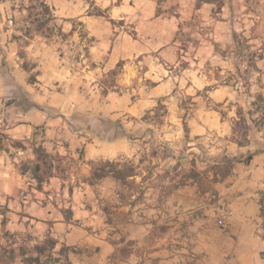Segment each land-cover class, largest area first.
<instances>
[{"label": "rangeland", "instance_id": "1", "mask_svg": "<svg viewBox=\"0 0 264 264\" xmlns=\"http://www.w3.org/2000/svg\"><path fill=\"white\" fill-rule=\"evenodd\" d=\"M211 2L0 0L28 83L63 68L31 93L69 101L53 105L52 138L41 125L16 140L29 92L0 88V151L31 184L0 198V264L47 239L35 264H264V0ZM87 144L117 154L86 161ZM72 201L82 244L24 208L70 220Z\"/></svg>", "mask_w": 264, "mask_h": 264}, {"label": "crops", "instance_id": "2", "mask_svg": "<svg viewBox=\"0 0 264 264\" xmlns=\"http://www.w3.org/2000/svg\"><path fill=\"white\" fill-rule=\"evenodd\" d=\"M17 60H19V55L16 48V42L10 38L9 34L0 33V88L4 85H6V88L24 87V89L29 92L28 100L32 104L30 110L22 116L21 123L12 125L9 130L10 137L16 140H28L33 135L35 127L44 125L48 127L46 131L47 138H52L54 130L50 127L57 123V119L53 117L56 116L55 113L58 110L55 109L53 105L55 101L60 100L63 102L65 101L64 99H67V102H69L68 98L66 96H63L62 98L60 95H57L52 96L51 98L41 96L37 99L36 96L31 93V88L32 86L39 85L37 84L39 81L54 80L56 75H61L63 68L60 70L59 67L54 68L53 66H49L51 67V72L36 74V81L31 85L26 80L27 72L20 66V64H18ZM41 109H44L47 113H43V111H40ZM71 147L72 146H70V148ZM115 154H117L115 149L104 151L97 150L91 144H87L84 147V157L86 161H91L100 157L111 158ZM13 161V157H10L5 151H0V198L17 196L26 185H31L29 182L30 179L28 180L27 178V173H20L17 171ZM253 163H255V161ZM256 173L263 175L264 166L258 165ZM52 179H54V177ZM101 181L103 183H108L110 178L105 177L101 179ZM88 186L90 185L88 184ZM79 196L80 195L76 196V201H79ZM79 205V203L76 205L75 202L73 203L72 201V207L70 208L72 217L70 220H65L61 211L53 207L51 209L49 206H45L44 208H41L42 211L40 209L38 210L39 207H36L35 204H32L31 206L27 205L24 208L26 209L25 212L31 217H35L37 215L35 214L36 212L39 214L42 213V216L37 217L43 219V222H45L42 223L43 226L47 227L48 221L53 219V227L50 228V231L53 233L56 232L57 236L64 235L68 242L75 241L74 243L82 244L87 241V231L79 229L78 232H76L75 227L71 224L75 221V218L79 217V215H84L85 213V209L81 211ZM76 233H79V236L81 237L77 241ZM103 246L106 248L105 244Z\"/></svg>", "mask_w": 264, "mask_h": 264}, {"label": "trees", "instance_id": "3", "mask_svg": "<svg viewBox=\"0 0 264 264\" xmlns=\"http://www.w3.org/2000/svg\"><path fill=\"white\" fill-rule=\"evenodd\" d=\"M198 4H206V3H212L211 0H197ZM35 153L36 155L39 157V159H42V158H51V156H49V154L46 152V150L39 146L35 149ZM252 159V155L250 154L248 157H247V161H251ZM108 164V163H107ZM48 165V164H47ZM51 163L48 165L49 168H51ZM228 165V163H227ZM40 170V165L39 164H36L34 166V179L39 182L40 184L42 183V178L40 176H38L36 174V172L38 173V171ZM230 172V167L227 169V171L221 175V179L225 178V176H227ZM106 177V175L104 174L103 172V168H99V170L93 172L92 174V178L93 180H98V179H101V178H104ZM216 180V178H215ZM217 181V180H216ZM262 211V210H261ZM57 242L52 240V239H47L45 240V242L40 246V245H36L34 246V250L35 252L37 253V256L35 257H30V258H26L25 262L27 264H35V263H38L39 262V257L41 254H43L45 251H46V247L48 246L50 249H53L55 246H56ZM7 250H3V252H6ZM13 250H10L8 253H12ZM66 264H70L69 262H67Z\"/></svg>", "mask_w": 264, "mask_h": 264}]
</instances>
